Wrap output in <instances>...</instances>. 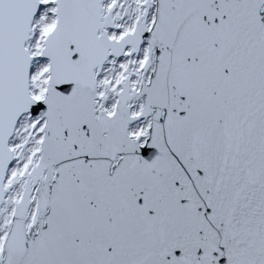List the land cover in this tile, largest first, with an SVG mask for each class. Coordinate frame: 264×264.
Here are the masks:
<instances>
[{
    "label": "snow or ice",
    "instance_id": "snow-or-ice-1",
    "mask_svg": "<svg viewBox=\"0 0 264 264\" xmlns=\"http://www.w3.org/2000/svg\"><path fill=\"white\" fill-rule=\"evenodd\" d=\"M0 264H264V0H0Z\"/></svg>",
    "mask_w": 264,
    "mask_h": 264
}]
</instances>
